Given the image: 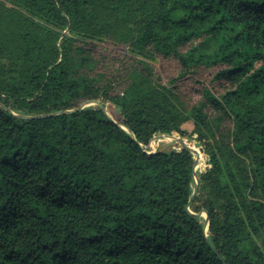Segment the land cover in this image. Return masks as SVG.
I'll use <instances>...</instances> for the list:
<instances>
[{"label": "trees", "instance_id": "trees-1", "mask_svg": "<svg viewBox=\"0 0 264 264\" xmlns=\"http://www.w3.org/2000/svg\"><path fill=\"white\" fill-rule=\"evenodd\" d=\"M0 264H264V0H0Z\"/></svg>", "mask_w": 264, "mask_h": 264}, {"label": "rangeland", "instance_id": "rangeland-1", "mask_svg": "<svg viewBox=\"0 0 264 264\" xmlns=\"http://www.w3.org/2000/svg\"><path fill=\"white\" fill-rule=\"evenodd\" d=\"M109 48L112 46L108 43H105ZM106 112L110 117L115 118L116 120L121 119V115L115 111V108L112 105H108L106 108ZM187 130L190 132L191 127L189 125L186 126ZM182 147V143L179 141L167 139V138H159L152 144V151H163V152H172L175 150H179ZM196 180L199 181L198 176H196ZM200 183V182H199Z\"/></svg>", "mask_w": 264, "mask_h": 264}, {"label": "water", "instance_id": "water-1", "mask_svg": "<svg viewBox=\"0 0 264 264\" xmlns=\"http://www.w3.org/2000/svg\"><path fill=\"white\" fill-rule=\"evenodd\" d=\"M90 106H99V107H102V105H101L100 103H98V102H92V103H89V104H85L84 106L80 107V108L77 109V110L62 111V112L56 113V115H59V114H62V113H73V112H75V111H80V110H82V109H84V108H87V107H90ZM104 111L106 112L105 109H104ZM106 114L109 116V114H108L107 112H106ZM125 131H127V132L130 134V132H129L128 130L125 129ZM165 138L170 139V138H168V137H165ZM172 140H174V139H172ZM175 141H177V140H175ZM179 142H181L183 146H186L187 149H188V150H189V151H190V152H191L196 158H198V157L200 156V153H199L198 151H196L193 147H191V146H187V144H186L185 142H183V141H179ZM198 169H199V168H198V165H196V166L194 167V170H193L194 180H195V184H196V189H195L194 197L198 194V191H199V181L196 180V173H197V170H198ZM206 220H207V225L209 226V219H208L207 217H206Z\"/></svg>", "mask_w": 264, "mask_h": 264}, {"label": "bare ground", "instance_id": "bare-ground-1", "mask_svg": "<svg viewBox=\"0 0 264 264\" xmlns=\"http://www.w3.org/2000/svg\"><path fill=\"white\" fill-rule=\"evenodd\" d=\"M200 159V162L202 163L203 161H202V159L201 158H199ZM198 171V170H197Z\"/></svg>", "mask_w": 264, "mask_h": 264}, {"label": "built area", "instance_id": "built-area-1", "mask_svg": "<svg viewBox=\"0 0 264 264\" xmlns=\"http://www.w3.org/2000/svg\"><path fill=\"white\" fill-rule=\"evenodd\" d=\"M154 152V151H153Z\"/></svg>", "mask_w": 264, "mask_h": 264}]
</instances>
